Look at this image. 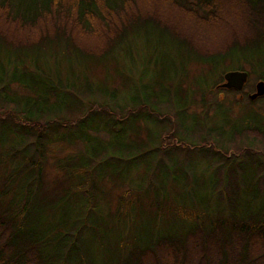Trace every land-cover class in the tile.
Instances as JSON below:
<instances>
[{
	"label": "trees",
	"instance_id": "16d2710c",
	"mask_svg": "<svg viewBox=\"0 0 264 264\" xmlns=\"http://www.w3.org/2000/svg\"><path fill=\"white\" fill-rule=\"evenodd\" d=\"M142 33L209 65L264 55V0H0V264H264L255 122L199 138L215 154L202 193L149 178L117 184L110 202L105 183L130 163L149 166L187 142L177 131L165 145L164 126L140 138L142 112L160 118L155 90L120 98L78 74ZM252 133L263 147H243L239 162L226 154L228 139ZM55 145L73 150L56 156ZM139 209L146 220L129 212Z\"/></svg>",
	"mask_w": 264,
	"mask_h": 264
},
{
	"label": "rangeland",
	"instance_id": "374dc122",
	"mask_svg": "<svg viewBox=\"0 0 264 264\" xmlns=\"http://www.w3.org/2000/svg\"><path fill=\"white\" fill-rule=\"evenodd\" d=\"M263 56L238 54L225 60L219 59L209 65L195 60L186 52L183 53L174 42L167 39L156 40L154 36L142 33L140 37H131L115 51L114 55L107 60L99 61L98 65L89 71L83 68H80V72L76 71L79 75L87 76L90 81L98 82V87L109 89L115 87L120 98L125 94L143 95L150 93L149 90H155L157 97L162 98V102L160 101L162 104L158 107L159 121L154 119L151 113L148 116L147 111H144L142 112L144 120L137 119L134 123L141 131L142 140L145 141L148 135L153 136L163 126L165 128L162 137L165 145L176 140L173 135L177 131L186 134L184 136L187 140L186 146H183L181 151L158 153L156 159H151L149 166L143 164L134 166L130 163L131 168L122 170L119 180L108 182L112 184L105 183L110 202L121 191V188L116 187L117 184L145 185L149 178L158 180L162 178L164 186L179 191L180 194L181 191L188 194L202 193L201 182L209 179L212 173L211 157L215 154L210 149L213 146L209 148L208 145H200L202 146L200 148L199 138L208 134L214 137L220 129L228 132L232 129L228 128L229 124L235 123L239 126L245 120L264 127L262 117L264 97H256L252 101L248 98L259 80V71L264 72ZM248 60L256 67L247 62ZM238 68L248 72L247 81L242 89L235 91L219 88L223 73ZM184 104L189 106L185 109ZM173 107H177L175 110L178 113ZM226 119L227 123L224 124ZM132 120L134 117L130 116L126 122L132 123ZM131 132V136L135 137L134 130ZM257 138L259 137L256 133L244 134L243 137L233 136L232 139H228L225 146L228 150L226 154L236 155L239 162L243 159L239 151L243 147L249 145L263 147L261 146L263 142L258 143ZM61 147L63 146L57 145L53 154L61 156L73 150V148L61 150ZM172 152L175 154H171ZM253 160L257 161L256 156ZM260 161L264 165V157H261ZM52 171V167L48 166L47 175L51 176ZM124 187L126 186L122 185V189ZM100 190L102 191V188ZM101 191L98 199L103 203ZM129 212L133 214L132 216L143 215L142 220L147 219L141 209L136 211L137 213L132 210Z\"/></svg>",
	"mask_w": 264,
	"mask_h": 264
},
{
	"label": "water",
	"instance_id": "95a60500",
	"mask_svg": "<svg viewBox=\"0 0 264 264\" xmlns=\"http://www.w3.org/2000/svg\"><path fill=\"white\" fill-rule=\"evenodd\" d=\"M247 78L248 72L245 70H227L223 73V81L218 86L240 90L246 83ZM262 95H264V80H258L255 83L254 91L248 95V98L253 100Z\"/></svg>",
	"mask_w": 264,
	"mask_h": 264
},
{
	"label": "flooded vegetation",
	"instance_id": "af4514ba",
	"mask_svg": "<svg viewBox=\"0 0 264 264\" xmlns=\"http://www.w3.org/2000/svg\"><path fill=\"white\" fill-rule=\"evenodd\" d=\"M259 97H264V95H262V96H259Z\"/></svg>",
	"mask_w": 264,
	"mask_h": 264
}]
</instances>
